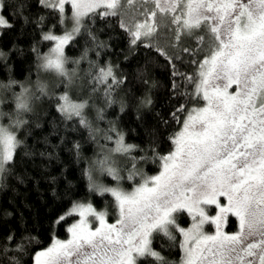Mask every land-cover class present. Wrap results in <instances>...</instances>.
<instances>
[{"label":"snow or ice","instance_id":"obj_1","mask_svg":"<svg viewBox=\"0 0 264 264\" xmlns=\"http://www.w3.org/2000/svg\"><path fill=\"white\" fill-rule=\"evenodd\" d=\"M37 2L45 7L49 4L58 7L61 13L66 4L73 9L74 27L70 32L43 37L56 43L39 65L55 70L66 77L69 84L73 82L75 72H67L64 68L67 59L63 46L80 31L81 17L97 7L106 9L99 13L102 17L117 15V12L124 17L120 26L129 33L132 45H136L142 35L152 37L163 24L174 26L176 42L181 40L182 34L190 36L194 30L206 28L210 33V45L204 59L197 62V95L202 94L206 105L188 111L182 130L170 138L173 150L159 156L163 171L150 178L142 176L143 183L131 192H124L119 188L104 187L93 176L95 170L117 182L123 178L112 166L109 155L91 163L85 171L90 189L101 195L111 193L120 218L116 224L105 225L103 212H94L90 204H78L76 208L81 221L68 229L72 239L36 253L35 264H64L72 254L77 256L75 264H137V258L146 255L167 264L149 247L150 237L155 232L174 240V231L185 237L181 244V248L186 249L181 264H257V261L264 264V0ZM23 7L20 5L14 11L22 15ZM139 17L144 18L143 22ZM24 19L27 23L28 18ZM4 24L5 21L0 19V25ZM92 39L96 37L93 35ZM145 47H156L169 62L174 59L155 41L150 40ZM182 51L188 53L190 49L185 47ZM177 75L182 74L174 70L173 76ZM109 77L112 84L123 83L116 79L111 67L100 68L96 79L104 83ZM186 79L193 82L196 78L187 76ZM233 85L235 91L229 92ZM37 91L41 95L48 94L44 85H37ZM108 92L106 103L111 105L115 103L110 97L111 85ZM33 98L39 99V96L23 87L15 96L18 114L32 111L30 101ZM59 101L57 111L65 119L79 117L80 125L90 129L83 115L86 103H72L67 95L60 96ZM149 103L151 101L145 99L141 106ZM120 104L123 110V101ZM184 110L181 106L177 112ZM21 123L22 120H16L15 126ZM14 132L15 128L10 130L0 126V174L8 171L5 165L13 160V151L21 143ZM118 135L114 151L128 153L134 146L125 145L123 135ZM80 147L78 142L72 145L77 156ZM132 169L136 171L129 172V180L139 172L135 162ZM205 205H215L217 214L207 215ZM184 211L192 216L193 223L188 229L178 223V217ZM86 215L95 216L100 227L90 229L83 219ZM229 216L238 221L239 231L233 235L221 232V226ZM206 222L215 225V235L203 231Z\"/></svg>","mask_w":264,"mask_h":264},{"label":"trees","instance_id":"obj_2","mask_svg":"<svg viewBox=\"0 0 264 264\" xmlns=\"http://www.w3.org/2000/svg\"><path fill=\"white\" fill-rule=\"evenodd\" d=\"M20 5L24 6L22 15L14 11ZM1 10L5 24L0 26V109L3 121L23 123L13 127L21 143L13 151V160L5 165L8 171L0 174V264H33L36 252L54 238H66L67 228L76 218L65 214L72 204L88 201L97 209L112 210L111 195L93 192L85 175L91 163L113 150L110 143H103V136L114 138L119 133L125 145L134 146L128 153L110 156L121 172L136 171L132 163L137 165L138 174L124 184L125 188L159 171V156L173 150L170 138L179 132L188 111L203 104L202 95H197V62L208 53L210 33L202 27L190 36L182 34L176 42L174 26L163 24L152 37H141L132 45L129 33L120 26L124 17L119 12L107 17L99 15L106 9L91 12L64 47L65 70L75 72L73 82L65 86L66 77H51L49 69L39 66L53 44L43 37L58 35L65 26L58 9L45 7L37 0H1ZM150 40L173 61L169 62L156 47H145ZM185 47L190 52H183ZM106 67H111L116 79L123 83L112 84L111 77L99 83V70ZM174 70L182 75L174 77ZM187 76L196 79L189 82ZM37 85H44L48 94L41 95ZM109 85L110 97L115 101L111 105L106 103ZM22 87L39 99L30 101L32 111L15 115L12 100ZM64 91L74 103H86L83 115L90 129L80 125L79 117L65 119L57 111ZM145 99L151 103L141 106ZM181 106L185 110L177 112ZM77 142L81 146L78 156L72 149ZM191 221L186 211L178 217L183 228ZM226 230H236L235 217L229 216ZM173 235L175 239L170 240L154 232L150 246L167 264H181L185 237L178 231ZM137 264L161 262L146 255Z\"/></svg>","mask_w":264,"mask_h":264},{"label":"rangeland","instance_id":"obj_3","mask_svg":"<svg viewBox=\"0 0 264 264\" xmlns=\"http://www.w3.org/2000/svg\"><path fill=\"white\" fill-rule=\"evenodd\" d=\"M122 2H123V0H122ZM242 2H247V0H242ZM49 6H51V4H49ZM152 7H154V5H152ZM57 9H58V11H59V13H60V18H61V22H62V24H64L65 26H64V28H63V30H62V32L60 33V34H54V35H56V36H62V35H64L66 32H70L71 30H72V28L74 27V21H73V18H72V13H73V9L71 8V5L70 4H66L65 5V7H64V12L63 13H61L60 12V10H59V8L58 7H56ZM0 10H1V0H0ZM97 10H105L104 8H100V7H97V8H95V9H93V10H90V11H87L86 13H85V15L83 16V17H81V20H83V18L87 15V14H89V13H91V12H94V11H97ZM158 15H159V13H158ZM0 19H3L4 20V18H3V16L2 15H0ZM141 22H143V20H144V18L143 17H140V19H139ZM1 26V25H0ZM172 26V25H171ZM143 31V30H142ZM141 37H145V36H141ZM157 36H155L154 37V39L156 38ZM146 38H148V37H146ZM69 42V41H68ZM67 42V43H68ZM55 41H53V44H52V46H51V48L49 49V51L45 54V55H43V57H45V56H48L50 53H51V51H52V49L55 47ZM66 43V44H67ZM66 44L63 46V52H64V47L66 46ZM64 68H65V65H64ZM49 71L51 72L50 73V76L52 77V76H57V75H59V74H57L56 72H55V70H53V69H49ZM65 86H67V84H68V81L66 80V81H64V83H63ZM69 85V84H68ZM1 86V85H0ZM3 86H1V88H2ZM22 89H23V87L21 88V90L19 91V93L22 91ZM228 91L229 92H234L235 91V85H233L231 88H229L228 89ZM68 95L69 97V100L72 102V103H74V100H72L70 97V94L67 92V91H64V92H62L61 93V95ZM202 95V94H201ZM0 103H1V99H0ZM12 104L14 105V108H15V96L13 97V100H12ZM206 105V102L205 101H203V104L201 105V106H194V107H192L190 110H192L193 108H199V107H204ZM189 110V111H190ZM2 111H1V109H0V126H2V127H5V128H9L10 130L11 129H13V127H16L15 126V122H7V121H3V116H2V113H1ZM18 112V110L15 108V115H16V113ZM188 114V113H187ZM187 116V115H186ZM186 116H185V118H186ZM14 117V116H13ZM14 118H16V117H14ZM15 121V120H14ZM182 127H183V124H182V126H181V129L179 130V131H181L182 130ZM15 134V133H14ZM119 133H116L115 134V137L114 138H112L111 136V139H109V136L108 135H105V136H103L102 137V140H104L103 141V143L106 141L107 143H110V146L112 147L113 146V150H109L108 152H107V155H109V156H111L112 158H114L113 156L114 155H117V151H114L116 148H117V144H116V141L119 139V135H118ZM101 150V149H100ZM100 150H99V152H98V154H99V156L100 155H102L101 153H100ZM104 152V151H103ZM116 152V153H115ZM105 153V152H104ZM103 158V157H102ZM101 157L99 158V159H96L95 160V162L96 161H98V160H100V159H102ZM115 163H116V160H115ZM121 163V162H120ZM112 166H114V167H116L114 164H112ZM117 169H118V171H120V169L118 168V166L116 167ZM161 171H163V168H162V164H161V167H160V169H159V171L157 172V173H155V174H152V175H149V176H143V178H150V177H152V176H158L160 173H161ZM120 174H121V176L123 177L119 182H117V181H115V180H113V178L111 177V176H108L106 173H104V174H101V173H99L98 171H97V173L95 172V171H93V176L95 177V178H97V180H98V182L100 183V184H102L104 187H110V188H119L120 190H122V191H124V192H131V191H133L134 189H135V187H137L140 183H143V179L141 178V180L138 182V183H136V184H133L130 188H125V186H124V184L125 183H127V182H129L130 180L129 179H127V177H128V175H129V171H124V172H121L120 171ZM89 188H90V185H89ZM97 193V192H96ZM99 194V193H98ZM107 194H109V195H111V193H107ZM111 197L113 198V200H114V202H113V204H112V210H108V209H106V208H103V209H97V208H95L90 202H88V201H81V202H75L74 204H72V206L68 209V211L65 213L66 215L67 214H72V215H75L76 216V218L69 224V226H68V228H67V236H66V238H62V239H58V238H54L53 240H52V242L46 247V248H44V249H42V250H40V251H38V252H45V251H47V249L48 248H51V247H53L54 245H56V244H58L59 242H66V241H68V240H70V239H72V233H70L69 231H68V229L69 228H71L74 224L75 225H78L79 223H80V221H81V217H80V215H79V210L76 208V206L78 205V204H84V205H91L92 206V208H93V210H94V212H103L105 215H104V220H105V225H110V224H116V222H117V220L120 218V214H119V211H118V207H117V202H116V200H115V197H113L112 195H111ZM222 201H224V198L223 197H221L220 198ZM225 203H226V201H224ZM205 209H206V214L207 215H209V216H214V215H216L217 214V209L215 208V205H205V206H203ZM187 212V211H186ZM188 213V212H187ZM84 222H85V224L90 228V229H95V228H97V227H100V224H99V221L96 219V217L95 216H93V215H86L84 218ZM192 223H193V221H191L190 222V224L189 225H187L186 227H184L185 229H188V228H190L191 226H192ZM226 225H227V220L225 221V223H223L222 224V226H221V232L222 233H226V234H228V235H233V234H236L238 231H239V226H238V221L236 220V230L235 231H233V232H228L227 230H226ZM208 227L210 228V229H208ZM203 231L205 232V233H207V234H209V235H215L216 234V228H215V225H213V224H211L210 222H206L205 224H204V226H203ZM257 239H258V237H257ZM184 241V240H183ZM150 242H151V237H150ZM188 243H189V245H191L192 244V241L191 240H189L188 241ZM149 247H151L150 246V244H149ZM185 250L186 249H184V251H183V256H182V258L184 257V255H185ZM255 251H259V249H257V250H255ZM38 252H36V253H38ZM36 253H35V255H34V257H33V264H35V260H36ZM140 258H142V257H138L137 258V262H138V259H140ZM44 259V257H41V260H43ZM247 259H255L254 257H248ZM76 260H77V256L75 255V254H72V255H70V256H68L67 257V259L64 261V264H75V262H76ZM257 264H258V261H257Z\"/></svg>","mask_w":264,"mask_h":264}]
</instances>
